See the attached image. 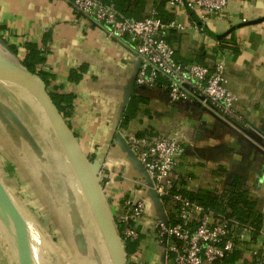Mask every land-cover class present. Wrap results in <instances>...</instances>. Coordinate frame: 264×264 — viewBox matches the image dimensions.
<instances>
[{"label": "crops", "instance_id": "obj_1", "mask_svg": "<svg viewBox=\"0 0 264 264\" xmlns=\"http://www.w3.org/2000/svg\"><path fill=\"white\" fill-rule=\"evenodd\" d=\"M160 1L141 0V9L137 0H125V10L129 17H141ZM165 1L160 14L184 25L167 36L174 59L206 66L222 62L238 122L196 100L171 104L163 87L137 85L138 61L129 42L109 38L76 14L68 0H0V60L20 63L28 42L43 49L38 66L49 90L61 94L62 102L69 99L63 102L68 105L65 120L99 173L111 214L123 211L125 197L145 198L134 254L144 264H163L154 235L162 211L155 195L140 186L143 170L116 133L125 112L129 118L122 134H181L171 172L179 188L221 192L236 179L259 210L264 207V151L254 140L264 137V0H227L220 18L211 15L204 21L190 10L169 11ZM0 179L64 264H110L42 109L22 88L1 80ZM240 243L241 258L229 264L252 263L253 250L264 244V216L260 233L252 238L247 232Z\"/></svg>", "mask_w": 264, "mask_h": 264}, {"label": "built area", "instance_id": "obj_2", "mask_svg": "<svg viewBox=\"0 0 264 264\" xmlns=\"http://www.w3.org/2000/svg\"><path fill=\"white\" fill-rule=\"evenodd\" d=\"M79 16L97 25L117 41L127 40L138 61L134 82L137 85L163 87L168 101L196 100L210 105L220 116L239 121L233 108L228 78L222 62L206 66L198 62L182 63L173 57L174 49L167 39L168 31H182L184 25L175 20L163 21L154 5L141 17H127L112 0H68ZM227 0H166L169 11L190 10L201 21L208 16L220 18ZM190 25V24H189ZM194 25V24H193ZM43 50L42 48H40ZM116 133L124 140L142 166L146 177L139 181L143 190L157 196L162 214L154 221V235L163 254V264H212L241 242L248 225L214 214L175 188L171 175L175 158L180 152V133L171 132L158 137ZM123 211L113 214L121 243L138 242L137 220L145 209L144 197H125ZM264 213V207L260 211ZM238 228H237V227ZM126 253V264H144ZM251 264H264V244L252 252Z\"/></svg>", "mask_w": 264, "mask_h": 264}, {"label": "water", "instance_id": "obj_3", "mask_svg": "<svg viewBox=\"0 0 264 264\" xmlns=\"http://www.w3.org/2000/svg\"><path fill=\"white\" fill-rule=\"evenodd\" d=\"M212 36L215 38H221L223 35L212 34ZM0 44L4 46L1 38ZM0 80L22 88L38 103L47 118L69 165L71 166L78 186L82 191L86 204L96 224L100 241L106 248L110 264H126V252L116 230L113 215L111 214L103 196L100 186L99 173L95 171L93 165L88 161L85 154L82 152L67 121L59 112L57 106L49 95V92L45 87V83L37 74L25 70L20 63L14 64L7 60H0ZM207 106L211 107L210 105ZM240 130L243 133L252 136L249 130L242 128ZM117 134L119 135V133ZM119 137L125 147L132 153L122 137L120 135ZM254 140L264 151V137L255 136ZM132 155L137 164L143 170L140 163L136 160L135 155L133 153ZM143 174V177H146L144 170ZM0 184L7 193V190L1 181ZM148 191H151L155 195L152 190ZM155 197L157 203L159 204L156 195ZM15 204L18 206L16 202ZM15 218L17 219L18 224L22 226L23 221L21 216L15 213Z\"/></svg>", "mask_w": 264, "mask_h": 264}, {"label": "trees", "instance_id": "obj_4", "mask_svg": "<svg viewBox=\"0 0 264 264\" xmlns=\"http://www.w3.org/2000/svg\"><path fill=\"white\" fill-rule=\"evenodd\" d=\"M119 11H121L125 16H128V10H125V0H112ZM139 2L140 7L143 8L141 0H137ZM164 0L160 1V4L156 6L158 11V16L163 21H168L169 18L164 17L160 14V8L163 7ZM175 30H169L168 32H172ZM25 51L20 60L21 66L31 72L37 74L41 80L45 83V87L49 92L53 102L57 106L59 112L65 118L67 116V109L69 104V99L64 98L63 102L67 104H63L62 99L63 96L61 94H55L49 90V83L46 79V74L44 69L39 68L38 65H41L44 61V58L41 54V51L37 44L28 42L24 45ZM161 85L158 82V87ZM129 118V113L125 112L121 118L120 126H124L126 121ZM139 136L143 134H137ZM144 136V135H143ZM175 191L180 192L190 200L196 201L204 208L210 209L214 214L224 216L231 220H236L239 222L240 225H248L250 227V233L252 238L257 236L261 229H262V222H263V213L260 212L259 208L255 201H253L247 190L241 186V184L236 179H230L229 184L227 187L221 191H209V190H200L198 192H187L183 189L177 187ZM237 227V226H236ZM238 228V227H237ZM138 242H128L125 246V252L128 255L133 254L137 249ZM235 248L225 254L223 258L220 260L212 262V264H229L233 263L236 260L240 259L243 252V249L240 242H236Z\"/></svg>", "mask_w": 264, "mask_h": 264}, {"label": "bare ground", "instance_id": "obj_5", "mask_svg": "<svg viewBox=\"0 0 264 264\" xmlns=\"http://www.w3.org/2000/svg\"><path fill=\"white\" fill-rule=\"evenodd\" d=\"M3 190L0 185V218L7 221V224H9V228L8 226L6 227L9 229L8 232L11 237V240L9 241L4 235H2V233H0V255L3 264H9V259L6 254L7 251L11 252L10 242L22 258V260H18L15 258L16 256H13L12 254L14 264H50V259L41 258L37 255V252L39 251V243L37 235L31 226V221L21 212L18 206L13 203V200H11ZM15 213L21 216L23 221L22 226L18 224L17 219L15 218Z\"/></svg>", "mask_w": 264, "mask_h": 264}, {"label": "rangeland", "instance_id": "obj_6", "mask_svg": "<svg viewBox=\"0 0 264 264\" xmlns=\"http://www.w3.org/2000/svg\"><path fill=\"white\" fill-rule=\"evenodd\" d=\"M1 183L5 186L6 190L8 189L7 186L4 184L3 180H1ZM75 183V179L72 177V183H71V186L74 187ZM2 187V186H1ZM3 188V187H2ZM77 189L78 191L80 192V188L77 186ZM5 191V190H3ZM7 193L9 194V198L11 200H13V203H17L21 212L25 214L24 210L21 208L20 204L15 200V196L12 194V192H10V190H7ZM7 194V195H8ZM19 211V210H18ZM21 214V213H20ZM35 214V212L33 213ZM22 215V214H21ZM23 216V215H22ZM24 217V216H23ZM25 218V217H24ZM26 219V218H25ZM29 220L31 221V226L32 228L34 229L36 235H37V238H38V243H39V251L37 252V255L41 258H47V259H50V264H64L62 259L56 254L54 253V251H50L48 248H47V245L45 244V241H43L42 239V236L40 235L39 231H38V228L36 226V223L34 222L33 219H30ZM7 221H4L3 219L0 218V233H2V235H4V237L7 238V240H11V237H10V234L8 232V228H9V224H7ZM8 226V228L6 227ZM10 251L11 252H8L7 251V254L6 256L8 257L9 259V264H14V260L12 259V254L13 256H16L15 258H17L18 260H22L21 256L19 255V252L16 250V248L13 246V244H11L10 242ZM3 252V251H2ZM0 264H3L2 262V257L0 255Z\"/></svg>", "mask_w": 264, "mask_h": 264}]
</instances>
